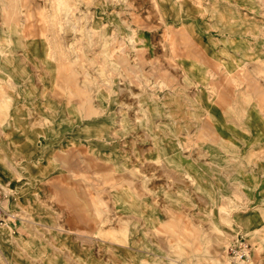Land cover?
Segmentation results:
<instances>
[{
	"label": "rangeland",
	"instance_id": "obj_1",
	"mask_svg": "<svg viewBox=\"0 0 264 264\" xmlns=\"http://www.w3.org/2000/svg\"><path fill=\"white\" fill-rule=\"evenodd\" d=\"M242 92L264 0H0V264H264Z\"/></svg>",
	"mask_w": 264,
	"mask_h": 264
},
{
	"label": "crops",
	"instance_id": "obj_2",
	"mask_svg": "<svg viewBox=\"0 0 264 264\" xmlns=\"http://www.w3.org/2000/svg\"><path fill=\"white\" fill-rule=\"evenodd\" d=\"M198 31H200V28L190 27V35L192 36V38H196V35L199 34ZM204 35L205 36L208 35L207 39L210 41L213 38H216V36H219V33L215 31L208 32V33L204 32ZM202 48L206 52H208L209 50H219V47H216V46L212 47L211 45H208V46L204 45ZM220 50H225V47L223 48L220 46ZM194 65H197V64L195 63ZM200 67H201L200 70L202 71L203 65ZM204 71L206 74L207 71L205 69ZM240 96L241 95L237 94V98L235 97L237 100L234 102V106L232 108L234 112L236 111V118L232 119V142H264V111L263 109H261L258 106H253V105H249V103H246L244 101L245 99L244 97L246 95H244L243 92H242V103L241 104L240 102L238 103ZM224 114L226 115V112ZM227 121L228 120H226L225 122ZM220 124H221V121H220ZM218 125H219V122H218ZM217 127L219 130L220 126H217ZM221 131H225V128L222 127L220 128V131H219L221 138L225 140L226 137ZM235 134L238 135L239 138L235 137ZM228 142H230V140H228ZM246 188L248 187L246 186ZM249 189H252V188L250 187ZM254 191L255 190H253L252 193L254 195H257L256 201L259 200V198H263L264 200V184L260 185V189L257 192H254Z\"/></svg>",
	"mask_w": 264,
	"mask_h": 264
},
{
	"label": "built area",
	"instance_id": "obj_3",
	"mask_svg": "<svg viewBox=\"0 0 264 264\" xmlns=\"http://www.w3.org/2000/svg\"><path fill=\"white\" fill-rule=\"evenodd\" d=\"M10 193L0 184V226L10 222L15 217L9 205Z\"/></svg>",
	"mask_w": 264,
	"mask_h": 264
},
{
	"label": "bare ground",
	"instance_id": "obj_4",
	"mask_svg": "<svg viewBox=\"0 0 264 264\" xmlns=\"http://www.w3.org/2000/svg\"><path fill=\"white\" fill-rule=\"evenodd\" d=\"M53 8H54V6H53ZM55 11V10H54ZM56 12V11H55ZM59 12V11H58ZM62 14H63V12L62 11H60ZM50 13V12H49ZM60 14V13H59Z\"/></svg>",
	"mask_w": 264,
	"mask_h": 264
}]
</instances>
